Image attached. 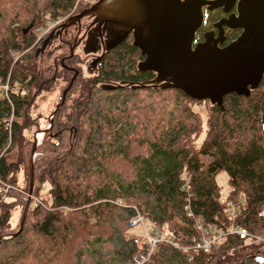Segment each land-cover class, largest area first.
I'll list each match as a JSON object with an SVG mask.
<instances>
[{
  "label": "trees",
  "instance_id": "obj_1",
  "mask_svg": "<svg viewBox=\"0 0 264 264\" xmlns=\"http://www.w3.org/2000/svg\"><path fill=\"white\" fill-rule=\"evenodd\" d=\"M84 5L0 0V264H134L146 244L135 242L132 206L151 229L167 226L181 244L161 243L144 264H264V80L250 96L227 95L223 109L174 88L105 90L81 72L50 120L35 112L40 95L60 79L61 101L72 74L62 67L63 52L45 66L37 47L50 24ZM138 57L130 40L108 51L102 67L114 75L131 67L141 73ZM131 76L141 81L155 72L123 77ZM17 87L29 91L23 95ZM51 122L37 147L27 210L36 132ZM221 172L229 176L225 196ZM117 199L127 206L112 202ZM228 202L238 208L235 220ZM190 211L207 227L235 226L250 235L230 233L210 252L195 249Z\"/></svg>",
  "mask_w": 264,
  "mask_h": 264
},
{
  "label": "water",
  "instance_id": "obj_2",
  "mask_svg": "<svg viewBox=\"0 0 264 264\" xmlns=\"http://www.w3.org/2000/svg\"><path fill=\"white\" fill-rule=\"evenodd\" d=\"M237 2L238 14L234 13L216 25L220 29H224V25L240 28L242 34L222 47L219 45L223 42L222 38L217 37L215 31H210L206 33L205 41L196 44L197 32L205 21V7L215 9L226 4V10L229 11ZM87 15L97 16L96 22L101 24L110 23L106 50L121 45L134 31V45L147 56L139 64V69L157 73L151 83L155 87L180 89L192 99L210 100L224 109L227 95L236 93L250 96L264 80V0H99L80 14L72 16L63 24V28H68ZM53 36L54 31L37 50V56L45 53ZM84 49L88 54L97 53L98 39L88 36ZM101 59L102 56L97 58L94 65L97 66ZM62 63L65 65L64 60ZM75 70L52 119L66 103L67 94L79 77L80 71ZM150 85L131 84L135 89L148 88ZM123 86L108 83L103 85V89L114 90ZM52 127L53 122L40 132L45 135ZM37 134L31 156L27 210L33 197L34 163L41 142H38ZM25 217L20 231L24 227Z\"/></svg>",
  "mask_w": 264,
  "mask_h": 264
},
{
  "label": "flooded vegetation",
  "instance_id": "obj_3",
  "mask_svg": "<svg viewBox=\"0 0 264 264\" xmlns=\"http://www.w3.org/2000/svg\"><path fill=\"white\" fill-rule=\"evenodd\" d=\"M98 1L99 0H88L87 6H84L82 9L76 10L69 17L58 21L46 33V35L44 36V39L41 42V45L37 48V50L43 46L45 40L54 31V36L51 39V42L48 45V48L46 49L45 53H47V51L52 48L53 49L51 51H55V52L61 50L60 53L63 52V57H62L61 62H63L64 60L66 63L65 65L62 63L63 64L62 67L65 68L70 74H72V78H73V76L75 75V71H76L75 69H78L80 71L79 75H81V72L85 73V69L81 64L82 63L81 61H83V59H81L79 54H77L78 53L77 50L81 45L82 47L85 48V43H86L88 36L92 35L93 37L98 39V49L99 50L97 53L88 54L89 55L88 58L92 60L87 65V69L90 73L92 72V74L95 75V80H96L95 83L98 86L103 88V85L108 84V83L124 84L123 87L131 86L132 83H142V84L147 83L150 85L156 79V76H157L156 72H155L154 77L148 76L146 79H141V81H137V79H132V76L131 78L123 77L125 74H130V75L141 76L143 78L145 72H154V71H142L139 69V64L143 62L147 57L146 55H143L141 49H140V52H141L142 58L138 59V63H137L138 70H140L141 73L135 71L134 69H130L131 70L130 72H125L123 75H115L114 78H112L111 76L114 75L113 71H108L107 73L104 72V69L102 67L103 62L106 60L107 52L110 51V50L105 49L106 41L108 40V37H109V30L111 28L110 23L104 22L101 24L99 21L96 22L97 16L87 15L83 17L80 21H77L75 24L69 26L68 28H63V24H65L72 16L80 14L83 10L90 8L93 4H95ZM238 3L239 2H237L234 6H232L229 11L226 10V7H227L226 4L221 7L215 8V9H209L208 6H206L205 7V21H204L202 28L197 32L196 44L199 42L205 41L206 33L210 31L211 32L215 31L216 36L217 37L220 36L222 38L223 42H220L219 44L222 47H225L228 44L232 43L234 40H236L242 34L243 32L242 29L240 28L234 29L228 25H224L223 27L224 29H220L219 27H217L216 24L223 19H228L234 13L238 14ZM208 12H211L212 14L210 18L211 21L209 24L206 23ZM130 40L134 42V31L130 32L128 38L123 43L129 42ZM72 50H73V55H72ZM45 53H41L40 55L42 54L44 55ZM100 56H102V59L100 60L98 65L95 66L94 62ZM116 76L117 77L120 76L122 79L117 80L115 78ZM151 86L155 87L153 84H151L150 87ZM114 90H111V91H114Z\"/></svg>",
  "mask_w": 264,
  "mask_h": 264
},
{
  "label": "built area",
  "instance_id": "obj_4",
  "mask_svg": "<svg viewBox=\"0 0 264 264\" xmlns=\"http://www.w3.org/2000/svg\"><path fill=\"white\" fill-rule=\"evenodd\" d=\"M182 181V189L188 194V208L191 209L190 177L188 175L187 168H184ZM9 187L10 186H8L7 189ZM36 201L39 202V199L36 198ZM114 202L120 206H127L122 199H117ZM132 207L136 211L135 215L130 220L134 231H137V234L134 236L135 242L138 244H146V251L135 257L134 264H144L161 243L168 244L175 248H181V244L168 231L167 226L151 229V227L147 226V219L145 215H143L136 206ZM237 213L238 208L236 205L232 202H228V214L233 220H235ZM189 215H191V217L194 219V228L197 232V235L193 238L191 247L204 252H210L217 243H219L230 233L238 232L240 233L241 237L250 235L246 229L237 228L235 226L228 230L218 229L216 227L210 228L204 224L202 219L196 218L193 211H190ZM262 216H264V212L262 213ZM137 229H140L141 232H139ZM259 261L264 262V258H259Z\"/></svg>",
  "mask_w": 264,
  "mask_h": 264
},
{
  "label": "rangeland",
  "instance_id": "obj_5",
  "mask_svg": "<svg viewBox=\"0 0 264 264\" xmlns=\"http://www.w3.org/2000/svg\"><path fill=\"white\" fill-rule=\"evenodd\" d=\"M87 2H88V0H84V6H87L88 4H87ZM61 19H63V18H61ZM60 19V20H61ZM60 20H58V21H60ZM57 21V22H58ZM57 22H55V23H52V24H50V26L43 32V34H42V36L40 37V39H44V36L46 35V33L57 23ZM42 40L40 41V43L38 44V47L41 45V42H42ZM37 47V48H38ZM53 49V48H52ZM52 49H49L48 51H47V53H45L44 55L42 54L39 58L40 59H42V61H43V64L45 65V66H48V65H50V64H52V60H53V58L55 57V55H58V54H61L60 53V51L61 50H59V51H51ZM77 54H79V56H80V58L81 59H83V61H81L82 63V66L84 67V69H85V73H84V77H86V78H84V79H86V80H88V79H91V78H93L94 80H95V75H93L92 74V72L90 73L89 71H88V69H87V65L91 62V60L92 59H90V58H88L89 57V55H88V53H86L85 52V49H84V47H82V45L78 48V50H77ZM90 54V53H89ZM138 59H139V57L137 58V62H138ZM48 64V65H47ZM138 68V67H137ZM128 69V68H127ZM130 69H134L135 71H136V68H133V67H131V68H129L127 71H129ZM114 76L115 75H113V76H111L112 78H114ZM90 77V78H89ZM120 80V79H119ZM71 81V80H70ZM63 85V82L60 80V79H58L54 84H53V86H52V88L50 89V90H48V91H44L41 95H40V98H39V100H38V102H37V107L35 108V112H36V114H38L39 112H42V113H48L47 115H46V117L48 116V119H50V120H52V115L51 116H49V114H50V112H51V110L54 108V106H55V104H57L56 106H55V108H54V110L56 109V107L58 106V104L62 101V98H61V101H60V98H59V96H60V90H61V86ZM100 87V86H99ZM2 88L3 89H5V90H8L9 89V87L7 88V86L6 85H4V86H2ZM79 90H76V91H74V93H73V97H76L77 95H79V93H80V90H81V88H78ZM146 90H149V89H147L146 88ZM28 91H29V88L28 87H25L22 91H21V89L20 88H18L17 87V90H16V92H18V93H22L23 95H26L27 93H28ZM64 92V91H63ZM148 95V92L147 91H143V92H141L140 93V96H142V97H146ZM62 97H63V95H62ZM54 110H53V113H54ZM201 112L202 113H206V111L205 110H203V109H201ZM43 122H44V117H43ZM51 124V123H50ZM49 124V125H50ZM49 125H48V127H49ZM44 130V129H43ZM41 131V130H40ZM40 131H38V133H42V132H40ZM37 133V132H36ZM37 137H38V134H37ZM43 139H41V142L39 143V144H41L42 142H43V140H44V135H43V137H42ZM39 156V153H38V155L36 156V158ZM228 179H229V176H228V174L226 173V172H221L219 175H218V180H219V182H220V184L222 185V187H223V192H224V196L225 195H227V193L230 191V187H229V182H228ZM112 202H114V201H112ZM115 203V202H114ZM116 204V203H115ZM118 205V204H117ZM147 226L148 227H150L149 226V223H148V221H147ZM139 232H141V230L140 229H137ZM262 263H264V262H262Z\"/></svg>",
  "mask_w": 264,
  "mask_h": 264
},
{
  "label": "bare ground",
  "instance_id": "obj_6",
  "mask_svg": "<svg viewBox=\"0 0 264 264\" xmlns=\"http://www.w3.org/2000/svg\"><path fill=\"white\" fill-rule=\"evenodd\" d=\"M42 137H43V133H38V137H37L38 142L41 141V139H43Z\"/></svg>",
  "mask_w": 264,
  "mask_h": 264
}]
</instances>
